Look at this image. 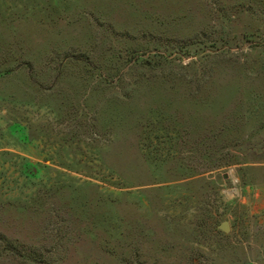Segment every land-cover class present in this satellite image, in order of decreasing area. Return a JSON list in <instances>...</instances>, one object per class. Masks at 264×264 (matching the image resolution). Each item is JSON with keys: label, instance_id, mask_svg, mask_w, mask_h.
I'll return each mask as SVG.
<instances>
[{"label": "rangeland", "instance_id": "rangeland-1", "mask_svg": "<svg viewBox=\"0 0 264 264\" xmlns=\"http://www.w3.org/2000/svg\"><path fill=\"white\" fill-rule=\"evenodd\" d=\"M0 264H264V0H0Z\"/></svg>", "mask_w": 264, "mask_h": 264}, {"label": "water", "instance_id": "water-1", "mask_svg": "<svg viewBox=\"0 0 264 264\" xmlns=\"http://www.w3.org/2000/svg\"><path fill=\"white\" fill-rule=\"evenodd\" d=\"M220 229L223 232L227 233L228 232V225H227V223H222L221 226H220Z\"/></svg>", "mask_w": 264, "mask_h": 264}]
</instances>
